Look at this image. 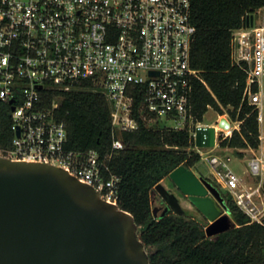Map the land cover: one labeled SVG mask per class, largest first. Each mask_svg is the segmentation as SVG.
<instances>
[{"label":"built area","instance_id":"1","mask_svg":"<svg viewBox=\"0 0 264 264\" xmlns=\"http://www.w3.org/2000/svg\"><path fill=\"white\" fill-rule=\"evenodd\" d=\"M190 12L191 0H0V101L9 105L13 132L0 156L60 165L117 203L120 177L110 160L125 145L121 130L136 128L139 117L148 125H187L194 138L205 125L193 119L190 101L194 80L204 82L190 61L195 31ZM231 58L245 71L243 95L257 109L259 144L246 157L257 182L243 181L230 155L213 152L219 148L216 137L210 149H195L215 182L251 220L262 223L264 5L232 29ZM83 86L99 89L110 106L112 140L104 154L94 147L69 148L66 122L57 117L63 94L46 103L44 91ZM224 117L229 125L220 126L219 134L227 136L238 126Z\"/></svg>","mask_w":264,"mask_h":264},{"label":"trees","instance_id":"2","mask_svg":"<svg viewBox=\"0 0 264 264\" xmlns=\"http://www.w3.org/2000/svg\"><path fill=\"white\" fill-rule=\"evenodd\" d=\"M264 0H191L190 18L195 25L191 37V65L199 69L204 82L195 79L191 93L193 119H203L212 106L238 121L227 136L219 134V145L233 148L243 157L244 149L259 144L257 109L243 95L246 74L231 58V32L243 24L248 12ZM57 98V117L67 125V146L94 147L101 154L110 149V106L99 89L86 86L65 92L44 91ZM9 105L0 101V147H8L13 135ZM138 126L121 130L125 145L114 152L110 164L119 175L117 204L129 211L138 236L148 252L149 264H264V221L251 220L233 201L230 193L214 184L229 213V227L214 236L205 233L203 223L185 214H154L155 184L176 166L191 168L200 159L189 127L171 128L156 121L148 125L137 117ZM202 175V174H200ZM203 176V175H202Z\"/></svg>","mask_w":264,"mask_h":264},{"label":"water","instance_id":"3","mask_svg":"<svg viewBox=\"0 0 264 264\" xmlns=\"http://www.w3.org/2000/svg\"><path fill=\"white\" fill-rule=\"evenodd\" d=\"M218 125L229 121L222 116ZM215 137L214 125H200L195 145L213 146ZM168 178L208 219L206 235L229 227L220 191L207 178L183 164ZM154 188L173 212L186 213L163 183ZM0 264H149V257L132 214L96 187L60 165L0 156Z\"/></svg>","mask_w":264,"mask_h":264},{"label":"rangeland","instance_id":"4","mask_svg":"<svg viewBox=\"0 0 264 264\" xmlns=\"http://www.w3.org/2000/svg\"><path fill=\"white\" fill-rule=\"evenodd\" d=\"M220 116H227L230 120H231V125H237L238 123L235 120H232L228 114L226 112L220 114ZM219 117V113L216 109H214L212 106H209L208 109L206 110V112L203 114V119H202V123L204 124H218L217 119ZM173 122L171 121H167V124H172ZM220 126L217 128L216 130V142L219 143V133H220ZM201 149L207 150L210 149L209 146L207 147H202ZM213 152H218V153H224V154H228L232 157V161L231 164L233 166V169L237 172L238 175H240V177L242 178L243 181L247 182V183H256L257 182V177L256 176H252V174H250L247 171V159L246 157L250 156L252 154L251 149L247 148L244 149V156L243 157H239L235 154V151L233 148H224L222 146L219 145V148L216 147ZM193 170L199 174H202L205 177H208L209 179L215 181L211 175L212 169L211 166L208 164V162L203 159L200 158L194 166H192ZM161 183H163L167 188H169L171 191H173L176 196L179 199V202L181 204V206L185 209V212L187 215H190L198 220H200L204 227L208 224V219L203 216V214L190 202V200L186 197L185 194H182L180 191L177 190V188L171 183V181L168 179V177L163 178L161 181ZM221 188V187H220ZM155 190V189H154ZM222 191H224L225 189L221 188ZM262 196L264 198V190H262ZM152 203L154 207H158L161 208L162 202H161V197L159 195V193L157 191H155L154 193H152ZM258 199V197H257ZM161 206V207H160ZM222 212L227 213L228 216L230 217L229 213L224 210L223 208ZM161 209H158V211ZM231 218V217H230ZM230 223V221H229ZM214 236V235H212Z\"/></svg>","mask_w":264,"mask_h":264},{"label":"flooded vegetation","instance_id":"5","mask_svg":"<svg viewBox=\"0 0 264 264\" xmlns=\"http://www.w3.org/2000/svg\"><path fill=\"white\" fill-rule=\"evenodd\" d=\"M173 184V183H172ZM174 185V184H173ZM175 186V185H174ZM155 189V188H154ZM170 190V189H169ZM178 190V189H177ZM156 191V189L155 190H153L152 191V193H154ZM179 191V190H178ZM183 194V193H182ZM186 195V194H185ZM186 197L188 198V196L186 195ZM153 200V199H152ZM161 202H162V207H161V210H159L160 212H162L163 210H169L170 208L168 207V205H167V203L163 200V199H161Z\"/></svg>","mask_w":264,"mask_h":264},{"label":"crops","instance_id":"6","mask_svg":"<svg viewBox=\"0 0 264 264\" xmlns=\"http://www.w3.org/2000/svg\"><path fill=\"white\" fill-rule=\"evenodd\" d=\"M224 148H230V147H224ZM191 169L193 170V168L191 167ZM194 171V170H193ZM195 172V171H194ZM196 174L200 175L199 173L196 172ZM169 179V178H168ZM170 180V179H169ZM161 207V206H160ZM161 209V208H158Z\"/></svg>","mask_w":264,"mask_h":264}]
</instances>
